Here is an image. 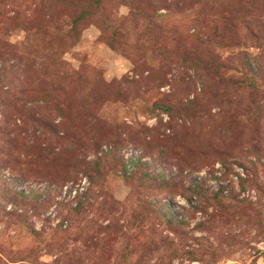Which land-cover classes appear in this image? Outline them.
I'll use <instances>...</instances> for the list:
<instances>
[{
    "label": "rangeland",
    "instance_id": "374dc122",
    "mask_svg": "<svg viewBox=\"0 0 264 264\" xmlns=\"http://www.w3.org/2000/svg\"><path fill=\"white\" fill-rule=\"evenodd\" d=\"M0 264H264V0H0Z\"/></svg>",
    "mask_w": 264,
    "mask_h": 264
},
{
    "label": "trees",
    "instance_id": "16d2710c",
    "mask_svg": "<svg viewBox=\"0 0 264 264\" xmlns=\"http://www.w3.org/2000/svg\"><path fill=\"white\" fill-rule=\"evenodd\" d=\"M97 158H100V155H99V157H97Z\"/></svg>",
    "mask_w": 264,
    "mask_h": 264
}]
</instances>
